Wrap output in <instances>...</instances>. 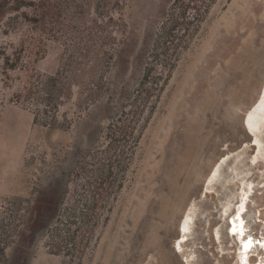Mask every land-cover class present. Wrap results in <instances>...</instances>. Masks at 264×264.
Instances as JSON below:
<instances>
[{
    "label": "rangeland",
    "instance_id": "rangeland-1",
    "mask_svg": "<svg viewBox=\"0 0 264 264\" xmlns=\"http://www.w3.org/2000/svg\"><path fill=\"white\" fill-rule=\"evenodd\" d=\"M173 1H132L125 15L136 48ZM26 13L22 6L0 17V248L12 241L4 255L0 249V264H264V112L250 114L264 104V0L211 2L156 107L145 112L121 187L95 209L89 229L51 219L44 203L34 211L47 219L29 221L19 238L7 233L13 199L31 211L62 174L73 197L84 162L94 169L107 148L110 121L102 103L78 104V87L60 107L61 128L36 122L34 107L16 100L26 68L55 74L69 54L63 32L45 40L42 56L20 54L31 30ZM141 76L129 66L130 86ZM242 202L243 239L230 233ZM42 221L51 226L32 233Z\"/></svg>",
    "mask_w": 264,
    "mask_h": 264
},
{
    "label": "trees",
    "instance_id": "trees-1",
    "mask_svg": "<svg viewBox=\"0 0 264 264\" xmlns=\"http://www.w3.org/2000/svg\"><path fill=\"white\" fill-rule=\"evenodd\" d=\"M132 1L0 0V17L22 6L31 9V15L26 13L25 17L31 30L22 40L20 54L27 48L30 53L42 56L45 40L55 38L57 33L63 32L69 39L65 47L69 50L66 63L57 73L44 74L26 68L25 82L15 98L34 107L35 121L52 129L66 126V120L59 115L60 107L71 101L75 87H78L77 101L81 107L102 103L110 116L107 148L94 169H87L90 164L84 162L83 174H78L82 181L74 185L73 197H70V182L62 174L54 179L48 193L31 211L20 210L21 203L25 202L23 198L13 199L17 205L8 208L11 211L9 237L21 238L28 222L34 224L37 217L47 219L46 215H40L41 211H34L44 203L54 210L51 219L66 218L68 226L76 225L78 230L91 227L95 209L107 203L114 187L122 185L116 183L123 163L126 159L130 162L135 154L140 123L148 118L145 112L150 113L156 107L177 60L213 2L174 0L169 7H162L158 19L148 25L136 48L134 29L128 30L125 15ZM20 54L17 61L21 59ZM6 63H11L9 57ZM129 66L142 68V76L133 86L126 79ZM32 212L38 216L34 217ZM43 223L35 224L30 229L32 233L51 226ZM11 242H3L2 255Z\"/></svg>",
    "mask_w": 264,
    "mask_h": 264
},
{
    "label": "bare ground",
    "instance_id": "bare-ground-1",
    "mask_svg": "<svg viewBox=\"0 0 264 264\" xmlns=\"http://www.w3.org/2000/svg\"><path fill=\"white\" fill-rule=\"evenodd\" d=\"M262 92H263V90H262ZM263 95V94H262ZM262 102H263V99H261L254 107H255V110H254V112H253V110L250 112V114H252V113H255V111L256 112H258V113H260L261 111L262 112H264V109H263V106H264V104H262ZM249 114V115H250ZM261 116V115H260ZM263 118V117H262ZM244 207H245V205H244V202H242V204L239 206V208H238V211H237V216L239 215H241V213H242V211L244 210ZM239 216H238V219H233V221H235V224H233L232 223V225H231V228H230V233H232V229H233V227H235L236 228V230H237V234H240L241 233V229L244 231V225H243V221H242V218H239ZM241 217V216H240ZM186 228H187V224L186 223H184L183 224V226H182V230L183 231H187L186 230ZM243 233V232H242ZM233 234V233H232ZM250 240H251V238H249ZM248 239V240H249ZM252 241V240H251ZM244 248V247H243ZM250 248V247H249ZM249 248H244V250H248Z\"/></svg>",
    "mask_w": 264,
    "mask_h": 264
},
{
    "label": "snow or ice",
    "instance_id": "snow-or-ice-1",
    "mask_svg": "<svg viewBox=\"0 0 264 264\" xmlns=\"http://www.w3.org/2000/svg\"><path fill=\"white\" fill-rule=\"evenodd\" d=\"M233 224H235V221H233ZM242 232H243V230L241 229V237H242V239H243ZM232 233H233V235H236V234H237V230H236L235 227H233V229H232ZM251 245H252V241L249 239V240H245V241H244V243L242 244V247H244V248H249V247H251Z\"/></svg>",
    "mask_w": 264,
    "mask_h": 264
}]
</instances>
